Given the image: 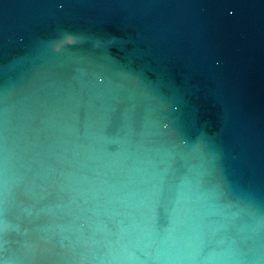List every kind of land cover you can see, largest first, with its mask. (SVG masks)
Listing matches in <instances>:
<instances>
[{"label":"water","instance_id":"95a60500","mask_svg":"<svg viewBox=\"0 0 264 264\" xmlns=\"http://www.w3.org/2000/svg\"><path fill=\"white\" fill-rule=\"evenodd\" d=\"M68 30L84 41L56 52L53 38ZM84 58L127 78L84 83L73 68ZM85 131L100 149H126L129 131L217 145L260 203L264 264V0H0V160L5 145L10 159L0 228L6 220L10 244L80 223ZM144 212L171 215L163 197ZM193 215L221 233L254 223L240 208L197 205ZM106 219L93 215L100 227Z\"/></svg>","mask_w":264,"mask_h":264},{"label":"clouds","instance_id":"9594fccd","mask_svg":"<svg viewBox=\"0 0 264 264\" xmlns=\"http://www.w3.org/2000/svg\"><path fill=\"white\" fill-rule=\"evenodd\" d=\"M53 41L55 51L63 52L79 47L84 40L68 30ZM73 68L84 83L90 80L102 85L106 80L114 83L127 78L103 62L87 58L74 61ZM125 135L127 148L123 150L98 148V136L87 131L77 138L76 156L82 165L80 223L10 244L5 220L0 228L4 232L0 264H260L261 206L230 177L222 149L204 138L189 143L181 137L157 141L151 132ZM190 161H195L191 174L186 171ZM9 162L5 145L0 160L5 211ZM162 197L171 215L166 222H157L144 208L159 203ZM197 205L217 211L240 208L254 223L243 235L235 225L231 232L221 233L194 218ZM101 210L107 217L103 227L93 221ZM39 211L43 209L36 210L37 215Z\"/></svg>","mask_w":264,"mask_h":264}]
</instances>
